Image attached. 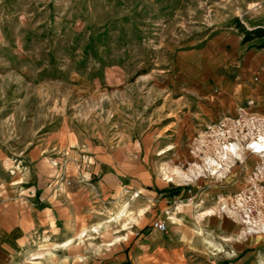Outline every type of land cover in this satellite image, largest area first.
Masks as SVG:
<instances>
[{
	"label": "rangeland",
	"instance_id": "rangeland-1",
	"mask_svg": "<svg viewBox=\"0 0 264 264\" xmlns=\"http://www.w3.org/2000/svg\"><path fill=\"white\" fill-rule=\"evenodd\" d=\"M236 17L249 28L264 26V0H0L4 156H23L49 136L65 140L67 132L76 133L83 145L120 149L130 142L133 151L146 130L154 132L162 125L177 129L184 110L169 91L203 87L190 80L187 57L206 49L219 34H240ZM236 68L230 66L231 72ZM199 100L194 97L196 107ZM240 125L237 130L225 128L222 121L198 125L189 156L174 161L176 170L192 178L177 174V186L194 198L199 191L210 193L209 200L216 203L211 216L226 219L210 242L212 250L232 253L221 260L264 264V155L248 146L264 134V119L247 118ZM231 142L238 153L225 151L221 159L223 145ZM68 148L77 149L73 144ZM81 148L88 174L78 179L65 170L53 171L55 190L76 185L97 189L102 178L91 172L88 156L93 153ZM151 156L148 163L155 167ZM208 157L220 162L217 173L208 167ZM50 162L52 170L62 165ZM73 169L78 174V161ZM225 229L235 236L223 239ZM91 232L78 238V264L107 259L112 227L98 223ZM36 235L26 245L29 254L18 256L14 264H66L61 261L69 258L53 252L60 245Z\"/></svg>",
	"mask_w": 264,
	"mask_h": 264
},
{
	"label": "crops",
	"instance_id": "crops-1",
	"mask_svg": "<svg viewBox=\"0 0 264 264\" xmlns=\"http://www.w3.org/2000/svg\"><path fill=\"white\" fill-rule=\"evenodd\" d=\"M258 42L244 43L242 33H222L210 39L206 49L188 56L190 80L203 87L170 90L184 110L177 129L162 125L154 132L146 130L133 151L130 142L120 145L123 151L119 146L83 145L76 133L69 132L65 140L49 136L23 156H4L0 148V264H14L18 256L28 255L26 245L36 234L60 245L53 252L69 258L62 263L78 264V238L91 234L98 223L112 227L102 264H213L233 257L229 251L212 250L210 242L225 218L211 216L216 203L209 200L210 193L199 191L191 201L185 191L171 193L179 184L174 161L176 156H189L198 125L222 121L225 128L237 130L244 119H264V47L252 46ZM234 65L235 76L230 69ZM194 97H200L197 107ZM72 144L78 150L68 148ZM81 146L93 153L88 156L91 172L102 178L97 189L76 185L55 190L53 171L65 170L78 179L88 174ZM151 155L155 167L148 163ZM51 159L59 161L60 168L52 170ZM77 161L78 174L73 169ZM156 219L166 220L168 229L153 227ZM220 234L223 239L235 236L228 229ZM226 244L221 243L222 248Z\"/></svg>",
	"mask_w": 264,
	"mask_h": 264
},
{
	"label": "bare ground",
	"instance_id": "bare-ground-1",
	"mask_svg": "<svg viewBox=\"0 0 264 264\" xmlns=\"http://www.w3.org/2000/svg\"><path fill=\"white\" fill-rule=\"evenodd\" d=\"M248 146L253 150V151H255V152H257V153H261L262 155H264V134L263 133H261V134H258L257 136H256V138H254V139H252L250 142H249V144H248ZM248 147V148H249ZM237 149H238V147L236 146V143H234V142H231V143H228V144H225V145H223V153H222V155L220 156L221 157V159H223V158H226V154L228 153V152H225V151H229V152H231V153H235V155L238 153L237 152ZM241 153H239V155H240ZM207 165H208V167H210V170H211V172L212 173H217V170H218V168L220 167V162H218L214 157H208V159H207ZM197 170V169H196ZM176 171V173H178V174H180V175H183V176H185L186 178H192L191 176H192V174L190 173H182L181 172V170L180 171H177V170H175ZM192 171H194V170H192ZM196 173V172H195ZM194 176V175H193ZM183 179H185V178H183Z\"/></svg>",
	"mask_w": 264,
	"mask_h": 264
},
{
	"label": "trees",
	"instance_id": "trees-1",
	"mask_svg": "<svg viewBox=\"0 0 264 264\" xmlns=\"http://www.w3.org/2000/svg\"><path fill=\"white\" fill-rule=\"evenodd\" d=\"M234 21L240 33L243 34L244 43L258 39L259 42L252 44V46H255L258 48L264 47V26L263 25H253L252 28H249L238 17H236ZM180 189L181 187H177L174 190H172L171 193L176 194L180 191Z\"/></svg>",
	"mask_w": 264,
	"mask_h": 264
},
{
	"label": "built area",
	"instance_id": "built-area-1",
	"mask_svg": "<svg viewBox=\"0 0 264 264\" xmlns=\"http://www.w3.org/2000/svg\"><path fill=\"white\" fill-rule=\"evenodd\" d=\"M188 191L192 192L191 189H189ZM188 199H189V201H191L194 199V196L189 195ZM153 226L159 230H162V231H166L168 229L166 220H162V219H156L153 222ZM214 264H239V262L237 260H234V259H229V260L214 262Z\"/></svg>",
	"mask_w": 264,
	"mask_h": 264
}]
</instances>
